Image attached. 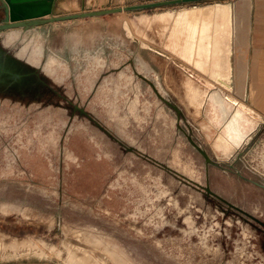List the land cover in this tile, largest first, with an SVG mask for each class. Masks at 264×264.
Returning a JSON list of instances; mask_svg holds the SVG:
<instances>
[{"label": "rangeland", "instance_id": "374dc122", "mask_svg": "<svg viewBox=\"0 0 264 264\" xmlns=\"http://www.w3.org/2000/svg\"><path fill=\"white\" fill-rule=\"evenodd\" d=\"M153 1L55 0L53 13ZM217 3L230 2L0 31L4 53L40 68L36 81L53 90L34 107L0 94V264H264V123L224 157L214 146L220 114L185 92L207 91L189 65L224 44L180 24L178 12Z\"/></svg>", "mask_w": 264, "mask_h": 264}, {"label": "bare ground", "instance_id": "6f19581e", "mask_svg": "<svg viewBox=\"0 0 264 264\" xmlns=\"http://www.w3.org/2000/svg\"><path fill=\"white\" fill-rule=\"evenodd\" d=\"M257 6V9L262 7L260 3H257ZM180 13L183 15L180 24L190 26L191 28L196 27V30L199 32L198 35L205 34L206 37L216 39L223 42L224 44L222 52L213 57L210 62L203 64L200 67L189 65L190 68L192 67V69H196L197 72L199 71L200 74L208 80L210 84H205L207 91L203 87L194 83L195 85L186 84L185 92L191 95L190 104L195 108L199 106L202 107L204 98L212 107L213 112H218V114H220V118L216 116L217 118L215 120L212 119V122H214L218 128H221L224 125L225 128H223V133L219 135L215 141L214 146L217 152H220L224 156L228 157L235 151L237 147L242 145L241 143L243 140L248 138L254 129L248 134L246 132L251 128V126L254 125L253 128L257 126L258 121L260 122L258 118L261 116V113L258 112V110L249 107V105L244 101L247 78L245 63L238 61V66H240L239 70L241 71L239 72L238 70L237 73L234 72L233 65L231 66L233 41L238 31L236 28L235 16L232 13L231 5L222 4L208 6L205 8L196 7ZM203 26L205 28L207 27L209 31L205 33L200 32V28ZM32 27L35 28L37 25ZM30 28L31 27L26 30H29ZM128 30H130V28ZM142 44L146 45L144 42ZM206 44L207 42L205 41L204 47ZM0 51L9 60L14 61L15 68L20 69L21 71H27L31 69L29 66L23 64L14 57L4 53V50L1 46ZM192 55L194 57L198 55L197 48H194ZM32 77L29 76L27 79L20 81L17 84H15L14 81L9 85L0 82V91H6L9 94L27 92L33 87ZM213 81L220 84L221 87L227 89L229 92H232L233 95H228L225 91L219 88L212 89L211 85H213ZM231 82L232 85H230ZM251 85L255 102L257 97L256 93L258 88V80H251ZM168 104L171 106L170 102ZM114 105L116 104H113V107ZM109 106L111 108V104Z\"/></svg>", "mask_w": 264, "mask_h": 264}, {"label": "water", "instance_id": "95a60500", "mask_svg": "<svg viewBox=\"0 0 264 264\" xmlns=\"http://www.w3.org/2000/svg\"><path fill=\"white\" fill-rule=\"evenodd\" d=\"M195 1L201 0H157L143 4H133L113 8H103L90 11L74 12L63 15H55L53 13L55 0H0V8L3 12V18L0 20V31L16 27L26 30L29 27L47 22L74 19L80 17H90L125 10L151 8L161 5H172ZM29 76H34L35 79V76H42L40 73V68L21 71L20 69L14 67V61L9 60L0 51V82L9 85L11 84V82L14 81L15 84H17L20 81L27 79ZM170 104L179 113V115H181V110L179 109V107L175 103L171 102ZM258 119L260 120V122L264 123L263 118L259 117ZM197 148L200 150V152L204 154V156H206L208 161L215 165H220L219 162L211 160L205 154V151L201 149V147L197 146Z\"/></svg>", "mask_w": 264, "mask_h": 264}, {"label": "crops", "instance_id": "0c3cea01", "mask_svg": "<svg viewBox=\"0 0 264 264\" xmlns=\"http://www.w3.org/2000/svg\"><path fill=\"white\" fill-rule=\"evenodd\" d=\"M227 1H229L230 3L217 4L231 5V10L236 20V28L238 31L233 41V54L231 52V66L233 65L234 72L237 73L240 69V66H238V61L245 63L247 78L244 101L248 104L253 105V107L261 113L260 117L264 119V0ZM257 3H260L262 7H259V9H257ZM208 6L213 5H207L199 8H205ZM190 9L193 8H186L181 10L180 12ZM256 53L258 54V62H255ZM240 71L241 70H239V72ZM254 79L258 80V88L256 93V101L253 103L249 96V86L250 81Z\"/></svg>", "mask_w": 264, "mask_h": 264}, {"label": "flooded vegetation", "instance_id": "af4514ba", "mask_svg": "<svg viewBox=\"0 0 264 264\" xmlns=\"http://www.w3.org/2000/svg\"><path fill=\"white\" fill-rule=\"evenodd\" d=\"M35 28H37V27H35ZM33 29H34V27H31L27 31H31ZM74 40L76 42L75 44L79 43L78 38L74 39ZM73 48L75 49V51L78 50L77 51L78 53L80 52V50L78 49L77 46H75ZM83 50H86V48H84ZM143 80L148 81V83L151 82V81L149 82V80H147L146 78H143ZM47 81L49 82L48 79H47ZM32 83H33L32 89L27 91V92H18L16 94H14V93L9 94L6 91H4V92L0 91V94H5V95H2L5 98L4 99L5 102L13 101V99H14V101H13L14 103L18 102L19 105L28 104L31 107L39 105L40 103H45L46 101H48L49 99L52 98L53 90L50 88V86H47L48 84L45 85L44 83L37 82L36 79L34 78V76L32 77ZM49 83H51V82H49ZM150 84H151V86L156 88L154 83L151 82ZM165 102L168 106H170L168 103L169 102L171 103V101H167L165 99ZM259 155H260V162H261L260 166L263 168V171H264V147L260 151ZM224 157H227V156H224Z\"/></svg>", "mask_w": 264, "mask_h": 264}]
</instances>
